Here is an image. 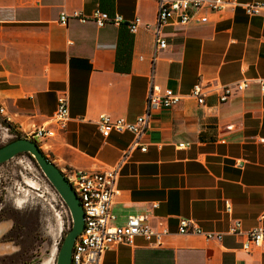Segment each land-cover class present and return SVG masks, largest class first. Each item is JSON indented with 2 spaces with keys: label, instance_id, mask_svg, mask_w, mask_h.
Listing matches in <instances>:
<instances>
[{
  "label": "crops",
  "instance_id": "obj_1",
  "mask_svg": "<svg viewBox=\"0 0 264 264\" xmlns=\"http://www.w3.org/2000/svg\"><path fill=\"white\" fill-rule=\"evenodd\" d=\"M254 1L264 0H239ZM95 9L120 14L124 23L60 22L62 12L90 16ZM157 11L156 0H0L5 117L24 133L56 130L47 146L62 172L123 160L115 224L143 216L169 231L159 246L143 237L115 246L100 264H264V246L243 249L246 232L264 225V16H248L241 6L209 13L205 23L166 27L168 46L156 50L146 25L156 23ZM137 17L142 23L133 34L126 23ZM244 80L249 87L221 102V86ZM199 82L209 88L204 104L189 95ZM152 83L181 101L153 113L146 151L130 150L129 132L104 138L98 117L134 121L146 111ZM60 91L70 100L64 130L50 121ZM182 219L222 238L180 234ZM236 219L242 234L229 232Z\"/></svg>",
  "mask_w": 264,
  "mask_h": 264
},
{
  "label": "built area",
  "instance_id": "obj_2",
  "mask_svg": "<svg viewBox=\"0 0 264 264\" xmlns=\"http://www.w3.org/2000/svg\"><path fill=\"white\" fill-rule=\"evenodd\" d=\"M158 3L157 19L154 25H146L154 34L156 50L167 48L168 43L164 29L171 25L184 26L192 22L205 23L208 21V14L221 12L228 8L241 6L248 16H264V1L241 3L239 0H156ZM69 18H76L84 23L92 20L99 27L107 24H123L124 18L120 14L110 15L100 9H95L90 16H84L75 11L72 14L62 12L60 22L66 25ZM141 18H136L126 25L131 33H136L141 25ZM157 57V56H156ZM153 80V76H152ZM264 94V80L260 82ZM249 87V81L244 80L234 86H221V102L228 101L234 90L243 91ZM209 91L208 86L201 82L195 84L190 96L197 99L199 104L205 103V96ZM181 96L172 89H161L158 85L151 84L148 93L147 107L143 115L134 121L124 117H112L101 114L96 125L104 138L112 133L133 134L134 140L130 150L140 147L146 151L145 139L150 130V120L153 113L161 108H169L177 105ZM69 94L67 91H60L57 95V107L50 118L51 124L57 130H64L70 119L69 116ZM6 108L0 100V119L5 117ZM9 121V120H7ZM10 122V121H9ZM8 133L10 127L6 124ZM20 130V129H18ZM22 132V131H21ZM27 138L34 140L38 146H47V140L56 136V130L48 126H34L29 131L23 132ZM184 146V144H181ZM127 156V155H126ZM125 159V157H124ZM123 167V160L112 168L103 170H84L79 168H65L64 176L69 181L76 195L78 196L84 212L85 224L78 235L72 252L71 264H100L103 255L120 244H132L136 237H143L153 245H162L165 236L169 234L166 228L156 229L146 222L143 216L131 215L122 225L115 224L116 216L112 207L116 198L120 195L117 181ZM46 191L50 200L54 203L59 201L64 206V201L50 185ZM66 205V204H65ZM264 218V216L262 217ZM229 232L242 234L241 221L236 219L232 222ZM178 233L180 234H203L207 239H221V233L203 232L192 220H180ZM247 240L243 249L253 252L264 246V225H258L246 232Z\"/></svg>",
  "mask_w": 264,
  "mask_h": 264
},
{
  "label": "rangeland",
  "instance_id": "obj_3",
  "mask_svg": "<svg viewBox=\"0 0 264 264\" xmlns=\"http://www.w3.org/2000/svg\"><path fill=\"white\" fill-rule=\"evenodd\" d=\"M5 123L0 119V147L14 138ZM39 148L51 160L48 146ZM49 185L28 153L0 165V227H10L0 233V264H56L72 217L65 203L50 200Z\"/></svg>",
  "mask_w": 264,
  "mask_h": 264
},
{
  "label": "water",
  "instance_id": "obj_4",
  "mask_svg": "<svg viewBox=\"0 0 264 264\" xmlns=\"http://www.w3.org/2000/svg\"><path fill=\"white\" fill-rule=\"evenodd\" d=\"M28 153L37 163L48 182L62 198L72 217V226L59 247L56 264H71L74 243L85 224L82 205L62 171L29 138H18L0 147V165L19 154Z\"/></svg>",
  "mask_w": 264,
  "mask_h": 264
},
{
  "label": "trees",
  "instance_id": "obj_5",
  "mask_svg": "<svg viewBox=\"0 0 264 264\" xmlns=\"http://www.w3.org/2000/svg\"><path fill=\"white\" fill-rule=\"evenodd\" d=\"M116 68L119 70V67H117V63H116ZM6 123L5 124H8L9 127H10V132L12 133V135L14 136V138L12 140H15V139H18V138H26V135L23 134V132H21L20 130H18L17 126L14 125L13 123L7 121V120H4ZM11 140V141H12ZM16 228H18V225L15 226ZM14 227V228H15ZM66 235V234H65ZM65 237V236H64ZM64 239V238H63ZM21 245H24L23 242H20ZM27 247V245H26Z\"/></svg>",
  "mask_w": 264,
  "mask_h": 264
}]
</instances>
